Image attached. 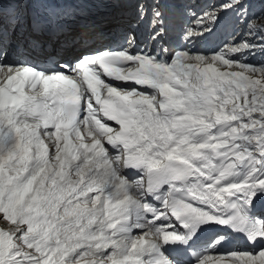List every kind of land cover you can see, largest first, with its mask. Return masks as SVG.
Segmentation results:
<instances>
[{"label": "snow or ice", "instance_id": "obj_1", "mask_svg": "<svg viewBox=\"0 0 264 264\" xmlns=\"http://www.w3.org/2000/svg\"><path fill=\"white\" fill-rule=\"evenodd\" d=\"M30 6L48 12L46 19L33 17L32 31L39 36L49 29V35H57L63 13L53 0H10L7 8L0 3L3 34L27 22ZM153 12L155 20L162 16ZM240 12L252 31L251 22L260 17L249 18L244 4ZM30 43L34 49L43 47L40 40ZM0 77V214L12 224L0 230V264H264V215L256 214L257 201L264 199V135L255 137V155L238 153L225 167L220 151L225 144L209 134L215 125L205 117L215 112L217 124L236 117L222 116L214 107L216 86L199 69L195 81L202 83L182 66L149 62L135 81L145 91L108 105L106 115L116 126H109L113 134L105 141L111 152L101 148L96 155H111L115 161L111 171L91 177L84 194H103L106 187L113 191L102 209L97 208L100 196L91 208L66 201L73 205L63 210L67 220L59 210L66 193L76 191L66 181L79 151L66 143L54 166L39 129L58 128L53 124L58 117L70 124L73 102L64 101L67 106L57 113L46 100H37L53 91L47 84L42 93L29 95L26 81L2 72ZM260 119L264 132V117ZM60 139L53 134L51 142L59 146ZM80 147L93 150L87 144ZM92 159L86 156V163ZM78 174L82 180L86 175L82 169ZM131 192L140 199L122 198ZM132 216L134 226L126 222ZM98 222V231L91 232ZM134 228L143 234L129 248ZM234 235L243 236L250 250L230 249ZM144 255L147 261L140 259Z\"/></svg>", "mask_w": 264, "mask_h": 264}, {"label": "rangeland", "instance_id": "obj_2", "mask_svg": "<svg viewBox=\"0 0 264 264\" xmlns=\"http://www.w3.org/2000/svg\"><path fill=\"white\" fill-rule=\"evenodd\" d=\"M228 1L229 0H210V5L207 7L208 9L206 11L207 15L210 16V18L212 16L217 17L219 15L220 9H222V7H224V5L228 3ZM231 1H236V0H231ZM261 1L262 0H249L250 4L246 6H247V11L248 10L254 11V13H256L255 15L260 17V19H257L256 21L252 23V26H254V28H256L257 31L264 32V29L262 30L259 29L261 28L260 23L264 20V4H262ZM240 14L242 13L240 12ZM263 36H264V33H263ZM251 46L254 47L256 50H258L259 47H261L260 44H256L254 42H251ZM246 59L249 60V63L251 64L253 62L255 66L253 68L252 66L249 68V74L252 78V81H251L252 85L250 86L247 98L254 99L255 101L259 103V105L263 104L264 106V61L255 62L254 60L256 59V57L253 60L249 53L246 55ZM213 61H215L214 63L216 64L218 68L220 65L218 63V58H215ZM243 62L246 64L247 61L244 60ZM221 63L223 62L221 61ZM244 68L246 69L247 67H244ZM224 70H230V69H224ZM241 76L245 78V82H246V80L248 79V75L244 74L242 71L237 70L236 78H235L236 81H240L242 79ZM253 86L258 88L257 93H255V91L252 90ZM0 226H8V228L12 227V224L10 221H6L3 219V214H0Z\"/></svg>", "mask_w": 264, "mask_h": 264}, {"label": "bare ground", "instance_id": "obj_3", "mask_svg": "<svg viewBox=\"0 0 264 264\" xmlns=\"http://www.w3.org/2000/svg\"><path fill=\"white\" fill-rule=\"evenodd\" d=\"M51 41H52V47L55 48V45L58 44V40L55 37H53ZM214 62L215 61L212 60V65H210V67L212 68V70H219ZM194 69L196 70V72H197V69H199L201 72H203L204 74H206L210 68L204 67V66H202V67H200V66H194ZM224 71H228V70H224ZM217 76L220 77L222 75L221 74H217ZM235 78H236V73L235 72H229L227 74V80L236 81ZM59 151H60V147H59ZM56 154L57 153L55 152L53 154V157L51 156L53 158L52 159V163H53L54 166H56L58 164V162L55 161V159H54V157H55ZM75 166L77 167L78 172L82 169L83 172L86 173V175L83 177V180H82V176L81 175H80L79 180H76V178H74L71 175V170L72 169L68 170V177H67L66 183H71V185L73 187H75L76 191H74V192L73 191H70V192L66 193V195H65V203L61 205L60 210H59V214L62 217H64V211L63 210H64L65 207H71V206H73L75 204H80V205H84L85 204V203L84 204L78 203L77 201L79 199H81V198L82 199H87V195H88L89 192H87L86 195L84 193H85L86 189L89 186V182H90L91 177H93V176H103L101 172H96V171H93L92 170L93 165L91 163H82L81 162V163H79V165H75ZM110 189H111V187H106L105 190H104V193L108 192L107 190H110ZM91 193L92 194H91V197H90V201L91 200L94 201V198L96 196L103 195L102 193H99V192H91ZM68 200H71L73 202V205H68L66 203V201H68ZM64 219L67 220L69 218L68 217H64ZM98 224L99 223L93 225L91 227L90 231L93 232V233H96L98 231V229H99V227L97 226ZM85 225H87V219H85ZM0 227L1 228H4V226H0ZM141 234H143V233L141 232ZM137 235H139V234H135L134 232H132L131 235L129 236V241L132 242V239L135 238ZM115 239H117V238H115Z\"/></svg>", "mask_w": 264, "mask_h": 264}]
</instances>
